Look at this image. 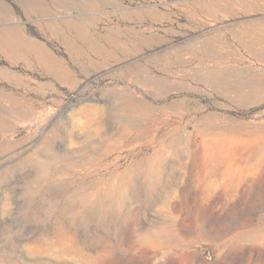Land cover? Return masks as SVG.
I'll return each instance as SVG.
<instances>
[{"label":"rangeland","instance_id":"rangeland-1","mask_svg":"<svg viewBox=\"0 0 264 264\" xmlns=\"http://www.w3.org/2000/svg\"><path fill=\"white\" fill-rule=\"evenodd\" d=\"M0 264H264V0H0Z\"/></svg>","mask_w":264,"mask_h":264}]
</instances>
